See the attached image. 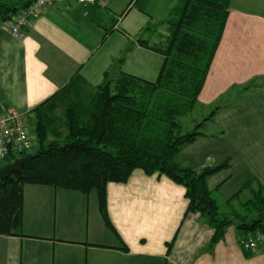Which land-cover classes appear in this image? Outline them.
I'll use <instances>...</instances> for the list:
<instances>
[{"label": "crops", "instance_id": "0c3cea01", "mask_svg": "<svg viewBox=\"0 0 264 264\" xmlns=\"http://www.w3.org/2000/svg\"><path fill=\"white\" fill-rule=\"evenodd\" d=\"M128 1L51 5L22 39L0 21V107L28 114L76 75L90 86L119 71L156 81L164 61L159 53L136 45L122 64L118 60L140 39L154 44L167 36L166 23L180 0ZM253 81L257 86L242 99H224L205 122L204 136L177 155L197 171L229 161L208 179L220 213L222 205L236 211L241 199H251L243 190L248 182L264 185V0H231L194 109L200 122L235 86ZM183 125L191 124L185 119ZM237 194L239 200L230 202ZM107 197L116 234L102 218L96 191L26 185L21 235L0 237V264H264V243L246 256L234 226L208 251L214 229L199 214L186 215L185 188L166 176L137 169L128 182L110 183Z\"/></svg>", "mask_w": 264, "mask_h": 264}, {"label": "trees", "instance_id": "16d2710c", "mask_svg": "<svg viewBox=\"0 0 264 264\" xmlns=\"http://www.w3.org/2000/svg\"><path fill=\"white\" fill-rule=\"evenodd\" d=\"M32 1H0L2 24ZM230 4L231 0H180L166 23L167 36L154 44L140 39L124 51L118 64L136 45L162 55L164 61L156 81L119 71L113 75L106 72L101 84L90 86L76 75L26 115L34 137V153L30 155L39 156L0 181V237L21 235L26 185L83 194L96 191L102 218L116 234L108 213L107 187L110 183L128 182L137 169L148 176H166L185 188L186 215L199 214L214 229L208 251L213 252L233 226L240 243L250 236H264V185L248 182L243 190L251 191V199L240 203L241 212L222 217L208 179L227 169L229 161L197 171L177 159L185 146L204 136L205 122L215 116L224 99L240 100L257 86L254 81L235 86L211 115L192 130L183 125L198 104L224 33ZM17 157L0 164V168L20 159ZM240 195L230 202L239 200ZM171 246L172 243L169 249ZM250 252L246 251V256H251Z\"/></svg>", "mask_w": 264, "mask_h": 264}, {"label": "built area", "instance_id": "2783aa9c", "mask_svg": "<svg viewBox=\"0 0 264 264\" xmlns=\"http://www.w3.org/2000/svg\"><path fill=\"white\" fill-rule=\"evenodd\" d=\"M114 0H33L31 4L4 25L17 39L25 36V30L31 21L41 12L57 3L76 2L83 7H107ZM26 113L11 107H0V164L15 156L29 153L34 148V137L30 133ZM264 243V236H250L240 244L246 251H256Z\"/></svg>", "mask_w": 264, "mask_h": 264}, {"label": "rangeland", "instance_id": "374dc122", "mask_svg": "<svg viewBox=\"0 0 264 264\" xmlns=\"http://www.w3.org/2000/svg\"><path fill=\"white\" fill-rule=\"evenodd\" d=\"M1 2H3V3H6V4H17V2H18V0H0ZM118 1V0H117ZM119 1H123L125 4H127L128 5V0H119ZM114 3V2H113ZM112 3V4H113ZM214 110V109H213ZM213 110H211V113L213 112ZM210 115V114H209ZM208 115V116H209ZM204 116H206V115H204ZM201 117H200V115H199V113H198V111H195V112H193V114H191L190 116H188L187 117V121H188V123L189 124H191V125H189V127H186V129L187 130H192V128H194L193 126H195L196 124H198L199 122H200V119ZM34 153V150H31L27 155H30V154H33ZM22 157V156H21ZM20 156L19 157H17V158H21ZM245 199V198H244ZM244 199H241L242 200V202H245V200ZM237 208V209H236ZM235 209H236V211L237 212H241V207L240 206H238V207H235ZM231 212H233L232 211V209H230L229 207H227V206H224V205H222L221 206V216L222 217H229V216H232L231 215Z\"/></svg>", "mask_w": 264, "mask_h": 264}, {"label": "water", "instance_id": "95a60500", "mask_svg": "<svg viewBox=\"0 0 264 264\" xmlns=\"http://www.w3.org/2000/svg\"><path fill=\"white\" fill-rule=\"evenodd\" d=\"M37 156H39L38 153L35 155H27L23 158L17 159L14 162H11V163L1 167L0 168V181L4 176L9 175V174H13V173L19 171L20 169H22L24 166L28 165L31 158H34Z\"/></svg>", "mask_w": 264, "mask_h": 264}]
</instances>
